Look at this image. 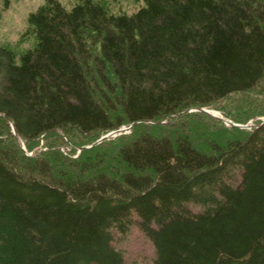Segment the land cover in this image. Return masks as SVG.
I'll use <instances>...</instances> for the list:
<instances>
[{
    "label": "trees",
    "instance_id": "1",
    "mask_svg": "<svg viewBox=\"0 0 264 264\" xmlns=\"http://www.w3.org/2000/svg\"><path fill=\"white\" fill-rule=\"evenodd\" d=\"M141 2L45 0L27 18L34 46H0V264H134L118 246L133 228L148 264H264V119L199 111L264 92V0ZM199 117L237 135L202 149ZM121 128L73 166L20 146Z\"/></svg>",
    "mask_w": 264,
    "mask_h": 264
},
{
    "label": "rangeland",
    "instance_id": "2",
    "mask_svg": "<svg viewBox=\"0 0 264 264\" xmlns=\"http://www.w3.org/2000/svg\"><path fill=\"white\" fill-rule=\"evenodd\" d=\"M66 8H71L78 3L79 0H58ZM104 3L112 13L118 14L121 12L132 13L141 4V0H97ZM45 3V0H11L10 6L4 5V1L0 0V46L11 47L17 57L31 49L35 44L33 34L29 32L27 18L31 12L36 11ZM207 110L214 112L220 117L223 115L232 116L236 120H246L248 124H254L255 121L264 119V92L258 87L247 94H237L221 101ZM191 127L188 132L192 135L197 146L202 149L208 147L212 142H222L237 135L232 129H225L219 122L213 121L206 117H199L197 120H192ZM128 131V130H127ZM129 132V131H128ZM66 135H65V134ZM62 138L51 136L44 141H39L32 145V150L29 151L27 143L20 140L21 149L28 155L35 156L42 154L48 155L51 159L56 156H51L55 153L53 149L59 148V153L62 158L58 163H69L73 166V162H85L87 158L81 155V150L77 147L86 145L89 147L92 142L98 141L97 138L101 134L95 136H85L76 130H67L60 133ZM71 141L74 145L67 144ZM113 141V140H111ZM114 144V142L112 143ZM106 146L105 148L110 147ZM113 146V145H112ZM109 154V159L105 166V170L110 171L115 162H112L116 155V148L110 147L106 150ZM52 153V154H51ZM60 155V156H61ZM83 158H82V157ZM95 161L96 157H92ZM56 161V160H55ZM62 165L60 164V167ZM72 166H66L68 172L77 174L78 172ZM118 246L125 252L126 258L130 263L148 264L154 256V247L151 242L136 228L131 230V233L119 240Z\"/></svg>",
    "mask_w": 264,
    "mask_h": 264
},
{
    "label": "water",
    "instance_id": "3",
    "mask_svg": "<svg viewBox=\"0 0 264 264\" xmlns=\"http://www.w3.org/2000/svg\"><path fill=\"white\" fill-rule=\"evenodd\" d=\"M193 111H194V110H193ZM199 111L206 112L207 114H209V115H211V116H213V117H215V118H219V119H221L222 121H224V122H225L227 125H229V126H234V127L244 128V129H246V128H252V125H240V124H235V123H233V122H231V121H228V120L224 119L223 117L218 116V115L215 114L214 112H211V111H209V110H207V109H200ZM12 129L15 130V127H14L13 124H12ZM127 130H128L127 128H121V129H119V130L113 131V132H111V133H109V134H107V135L101 137V138H100L96 143H94L93 145H91V146H89V147H86V148H84V149L91 148L92 146H95V145H97V144H100V143H102L103 141H105V140H107V139H109V138H111V137H114V136L120 135L122 132L127 131Z\"/></svg>",
    "mask_w": 264,
    "mask_h": 264
}]
</instances>
